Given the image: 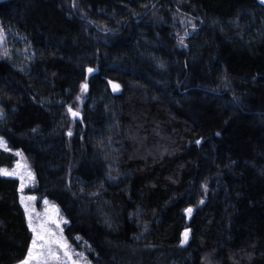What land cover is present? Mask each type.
I'll return each mask as SVG.
<instances>
[{
    "label": "trees",
    "instance_id": "16d2710c",
    "mask_svg": "<svg viewBox=\"0 0 264 264\" xmlns=\"http://www.w3.org/2000/svg\"><path fill=\"white\" fill-rule=\"evenodd\" d=\"M0 22V170L25 153L76 249L93 264H264V5L4 0ZM32 239L19 180L0 173V264Z\"/></svg>",
    "mask_w": 264,
    "mask_h": 264
},
{
    "label": "rangeland",
    "instance_id": "374dc122",
    "mask_svg": "<svg viewBox=\"0 0 264 264\" xmlns=\"http://www.w3.org/2000/svg\"><path fill=\"white\" fill-rule=\"evenodd\" d=\"M1 1L4 0H0V2ZM0 34L3 35V39L0 40V58H4L8 53L5 48L6 35L2 30L1 22ZM84 85L85 84H83V86ZM87 89V87H82V95L77 98L73 105L69 106V108L72 109V112L78 113V115L73 116L72 112H70L71 118L75 121H81L82 105ZM0 139L5 142L3 138L0 137ZM0 147L9 150L6 142L4 146ZM14 154L17 156L15 165L12 168H3L2 170L13 173V175H8L7 177H14L19 180L20 202L24 208L28 225L30 227L31 223V231L33 228L37 229V232L35 233L32 231V241L36 239L37 246L33 249L31 242L30 249L33 250L34 259L30 260V264H73V261H75L76 264H93L83 251L76 249L68 240L65 234V227L68 224V220L62 213L59 206L46 197L40 199L36 194V176L31 162L25 153L18 150L15 151ZM31 197H34L35 199H30ZM45 201H47V203H45ZM186 215L191 217L188 211H186ZM39 235H43L44 240H40ZM56 241H59L62 244H67V251L70 258L64 255L65 249L61 248ZM41 245H43V247H41ZM49 250H51V253H54V255L50 254ZM17 264H20V262Z\"/></svg>",
    "mask_w": 264,
    "mask_h": 264
},
{
    "label": "snow or ice",
    "instance_id": "6c2138e0",
    "mask_svg": "<svg viewBox=\"0 0 264 264\" xmlns=\"http://www.w3.org/2000/svg\"><path fill=\"white\" fill-rule=\"evenodd\" d=\"M261 2L264 3V0H261ZM2 39H3V35L0 34V40H2ZM182 42H183V41H181V43H182ZM5 54H6V53H5ZM88 71L91 72L92 69H88ZM83 87L86 88L87 85H84ZM114 87H118V85H114ZM69 111L72 112V109L69 108ZM72 115H73V116H76V115H78V113H76V112H72ZM70 134H71V133H69V135H70ZM4 144H5V142H4L2 139H0V146H4ZM0 173H2L3 175H6V176H8V175H13V173H10V172H8V171H6V170H0ZM30 199H35V198H34V197H31ZM45 203H47V201H45ZM187 211H188V212H191L192 210H191V209H188ZM30 219H31V218H30ZM30 227H31V223H30ZM32 231L35 233V232H37V229H36V228H33ZM185 237H187V233H185ZM39 239H40V240H44V236H43V235H39ZM56 243L59 244L61 248H64V249H65V251H64V255H65L66 257H69V258H70V255H69V253H68V251H67V248H68L67 244H62V243H60L59 241H56ZM32 245H33V249L36 248V246H37V240H36V239H34V240L32 241ZM41 247H43V245H41ZM49 251H50V254L54 255V253H51V250H49ZM32 259H34V253H33V250H32V249H29V252H28V256H27V258L24 259L23 261H21L20 264H30V260H32ZM73 264H76V262L73 261Z\"/></svg>",
    "mask_w": 264,
    "mask_h": 264
},
{
    "label": "water",
    "instance_id": "95a60500",
    "mask_svg": "<svg viewBox=\"0 0 264 264\" xmlns=\"http://www.w3.org/2000/svg\"><path fill=\"white\" fill-rule=\"evenodd\" d=\"M262 5H264V3L261 2V0H258Z\"/></svg>",
    "mask_w": 264,
    "mask_h": 264
}]
</instances>
